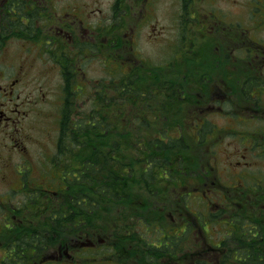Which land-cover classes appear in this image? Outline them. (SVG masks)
Instances as JSON below:
<instances>
[{"label":"flooded vegetation","instance_id":"af4514ba","mask_svg":"<svg viewBox=\"0 0 264 264\" xmlns=\"http://www.w3.org/2000/svg\"><path fill=\"white\" fill-rule=\"evenodd\" d=\"M159 1L110 0L111 9L119 11L116 19L114 11L104 14L102 8L89 2L63 6L61 0H0V264H60L62 257L80 264L74 259L78 248L86 253L87 264L98 259L103 264H141L135 256L140 251H127L110 233L101 235L93 210L79 211L77 194L66 193L69 189L75 191L76 177H63L66 161L44 118H55L59 126L61 107L67 102H91L94 42L102 37L105 43L111 37L110 47L117 42L118 54H109L108 58L118 68L125 72L136 63L142 68L157 65L150 69L155 80L150 86L156 89L160 76L167 80L163 94L171 93L175 67L142 58L135 51L138 38L134 45L129 43V29L140 22L151 26ZM184 1L190 5L186 19L202 22L188 28L187 44L180 56L183 58L176 66L180 71L192 68V72L180 74L183 110L197 114L189 122L197 128L219 126L224 120L235 125L247 123L245 145L250 159L237 167L236 174L243 180L237 185L244 190L245 185L250 190L264 187V176L249 179V174L264 170V163L251 157L252 153L253 157L264 156V33L251 37L248 34L253 29L238 20H228L230 10L223 6L226 0H215V6L206 0L212 8L204 11L200 7L208 4L203 0H179L182 6ZM255 7L261 8L257 3ZM95 20L98 28L94 27ZM115 24L118 36L107 28ZM161 32L155 31L156 37ZM126 46L132 50H126ZM59 72L60 81L51 83ZM216 114L220 119L210 118ZM44 137L51 140L50 145L44 143ZM212 187L205 190L208 198L213 195ZM253 196L242 202L245 207L240 213L243 243L239 249L244 253V264L264 255V203L259 205V197L264 202V189ZM259 210L261 214L255 215ZM173 230L177 236L188 238L185 220ZM123 236L119 234V239ZM163 243L172 250L167 241L155 245ZM189 244L184 239L181 242L183 250L177 261L183 264L186 259L181 260V255L187 258L184 250ZM231 249L217 247L209 251L222 255ZM151 262L154 264L155 259Z\"/></svg>","mask_w":264,"mask_h":264},{"label":"trees","instance_id":"16d2710c","mask_svg":"<svg viewBox=\"0 0 264 264\" xmlns=\"http://www.w3.org/2000/svg\"><path fill=\"white\" fill-rule=\"evenodd\" d=\"M190 72L192 68L180 71V67H175L169 89L171 93L166 95L162 92L167 84L165 78L159 76L156 79L155 74L157 88L152 89L151 84L143 88L147 78L137 83L133 70L130 74L125 73L109 81V84L100 81L99 87L93 92L91 103L80 108L84 111L83 117L76 122L70 120L73 104L67 102L64 108L58 139L59 152L64 157L63 161H66L63 177H76L75 191L69 189L66 193L77 194L79 211L93 210L95 223V219H98L102 225L105 219V225L110 229L105 228L100 233L110 231L115 236L114 241L124 245L127 251L139 249L141 259L147 249L151 250L149 236L155 230L160 233L164 230L166 234L167 227L170 229L176 225L173 218L180 222L185 220L189 237L187 240L194 241L192 215L195 212L184 204L189 200L187 193L203 196L205 184L210 187L214 185L211 190L223 195L212 197L208 204V200L205 201L209 209L213 207L207 217L220 222L221 231L225 233L219 243L210 242L206 246L224 248L242 244L240 213L242 206L245 207L242 202L264 189L254 186L250 190L245 185L246 192L243 188L239 189L237 184L221 182L219 173L209 169L210 166H202L206 160L204 155L212 152V145L219 142L226 130L215 128L211 137L210 130L214 126L209 125L207 128L206 125L197 128L201 130L194 144H191L192 139H186L185 130L192 127L189 122L193 115L183 110L179 89L180 74ZM242 124L247 127V123ZM232 128V138L247 141V128L241 133H235L237 128ZM203 131H206L205 136ZM186 143L190 148L196 145L198 148L187 151ZM208 149L209 152H206ZM263 203L259 197V205ZM215 204L218 208L213 206ZM185 208L187 213H184ZM259 214L260 210L256 211L255 215ZM155 221L158 222V229L155 228ZM121 233L124 236L119 239ZM183 239L176 233L166 234L165 241L172 245L171 251L175 256L183 250ZM206 239H210L209 236ZM239 251H234L237 255L235 259L226 256L223 263L242 264L243 258ZM252 260L249 264L264 263V255L262 259ZM156 262L160 263L158 259ZM141 264L152 262L145 258Z\"/></svg>","mask_w":264,"mask_h":264},{"label":"rangeland","instance_id":"374dc122","mask_svg":"<svg viewBox=\"0 0 264 264\" xmlns=\"http://www.w3.org/2000/svg\"><path fill=\"white\" fill-rule=\"evenodd\" d=\"M73 1H81V2H93L97 3V6H101L103 8L109 7V0H61V5L65 6L67 3H71ZM196 2L199 0H195ZM202 1V0H201ZM179 0H160L159 1V7L156 10V15L153 17L151 21V26L145 22L143 24L140 22V24H136L135 26L131 25L134 27V29H129V34L131 35L130 42L133 43L135 39L138 38L139 42H135V51L140 52V56L143 58H146L149 62H152L154 64H163L164 62L170 63L169 65L175 66L177 63L183 58L180 57L182 56L181 52L183 51L184 47L186 46V39H187V31L188 28L191 27V24L193 23H200L202 21L195 20L192 22H189V20L186 19V16H189L188 10L190 9V5L187 4V1H184L183 6L179 2ZM206 4H208V1L203 0ZM215 0H210V3L212 6H215ZM218 2V0H217ZM216 2V4H217ZM261 3L258 0H226L224 3V7L227 8L229 11L228 14V20H238L241 23L245 24L246 27H249L252 30V32H249L248 35L251 37L258 38L260 35H263L264 33V4ZM92 3V4H93ZM258 4L261 8L258 10L255 7V4ZM94 6V4H93ZM209 8H212L210 4L201 6L200 9L202 11L207 10ZM110 9V8H109ZM111 11V9H110ZM174 13L175 15H173ZM181 13L185 14L184 16L181 15ZM256 25H263L260 27H256ZM117 26L115 24L113 25ZM116 28V29H117ZM220 29V27H219ZM162 30L161 33L157 34L158 37H156L155 31ZM186 30V31H185ZM111 38V37H110ZM109 38V39H110ZM197 44V43H196ZM208 44H210L208 42ZM134 45V43H133ZM202 49V47H199ZM126 50H132L131 46H126ZM130 53V52H129ZM191 53V52H190ZM130 55H132L130 53ZM110 62L112 63V66L110 65ZM106 60L104 61V57L100 56V54L95 55L93 58V63L92 67L90 68V76L92 77V80L97 79H102L105 78V80H109L110 78L117 79L123 75V72L120 68L115 66V63L113 61ZM134 62V61H132ZM131 62V63H132ZM134 68H128L126 71H133L135 70V81L138 83L139 82V74L138 72L142 73L143 75H150V69L148 67L142 68L140 67L139 64L136 63ZM138 71V72H137ZM61 74L59 72V76H53L54 80L51 81V83H57L60 81ZM157 84H155L156 86ZM155 88V87H152ZM197 118V114L191 113ZM201 113V112H198ZM219 114H216L215 116H210L212 119H220L218 117ZM193 122V119H191ZM55 118L48 119L44 118V123L48 125V128L51 130V133L57 137V130H58V125H55L54 123ZM225 123H221V125L216 126V128H225L226 132L223 133V137L219 140L218 143L212 145V152L210 154H205V162L202 163V166H210L209 169H213L214 172L217 174L219 173V177H221L220 181L225 182V183H231L233 185L238 184V182H242L243 180H239L240 178L238 177V174L236 172L239 170L237 167L239 165H243L248 163L249 161V151L244 148V145L242 144L241 141L236 140L234 137L232 138L231 132H232V127L237 128V132H243L247 127L246 125L243 126V124H231L228 123L229 120H224ZM192 124V123H191ZM209 125H207V128H209ZM205 128V130H207ZM201 130V129H200ZM206 132V131H205ZM204 131L202 134L205 136ZM185 136L186 139H192L193 142L191 144H194L195 139L198 137V131L197 127H195V124H192V127L187 128L185 130ZM203 136V137H204ZM212 137V136H211ZM55 141V140H54ZM237 142V143H236ZM44 143H47L48 145L51 144V140L48 141V137H44ZM54 144V142H53ZM237 144V146H236ZM198 145L194 146L195 148ZM194 147L190 148L189 145L186 143V148L187 151L190 149H195ZM205 150V149H204ZM260 150V149H257ZM209 152V149L206 151ZM244 154V155H242ZM252 158L255 159H260L258 162L264 163V156H257L253 157V153L251 155ZM189 158V156H188ZM239 161V162H238ZM200 162V160H199ZM198 162V163H199ZM250 164V163H249ZM248 164V165H249ZM252 164V163H251ZM201 166V168H202ZM248 167V166H247ZM255 166H253L254 168ZM197 168V167H196ZM189 170V168H188ZM190 173L194 174V171H190ZM253 175H258V177H263L264 176V170L258 171L256 174H249V179L253 180L254 178L252 177ZM238 179H237V178ZM189 180H191V177L189 176ZM188 180V181H189ZM222 188L224 187L222 184H219ZM224 189V188H223ZM183 190L189 191L190 189L184 188ZM209 194V192H207ZM214 193L217 194L216 197L219 198L220 196H223L222 193H219L214 190ZM204 196V197H203ZM203 196H198V195H191L187 200V202L184 204L186 208H191L193 210H197L196 212H205L208 209V206L206 204V201L210 200L209 203L211 202L210 198H207V194H204ZM206 200V201H205ZM217 204V203H216ZM213 205L215 207H218L217 205ZM214 207V208H215ZM185 208L184 212H187L188 210ZM193 217V216H192ZM195 218V217H193ZM196 221V220H195ZM214 224L209 227V231L211 234H215V237L217 238L218 236H223V234L220 231V226L221 223L218 221H214ZM208 231V232H209ZM214 238V237H213ZM150 240H154L150 238ZM65 241V240H64ZM195 241V252L196 254V260H204V261H210L212 259H217L218 255L210 253L204 249H202L201 243L197 238L194 237ZM160 242V241H159ZM159 242H156L158 244ZM190 243V242H189ZM191 243L189 244L188 248V258L184 257L181 255V260L184 258L186 259L184 261V264H192L194 262L195 258V253L193 252V249L191 248ZM151 250L147 249L145 254L142 255V259L140 255H135L136 257H139V261L142 262L143 259L147 258L149 261H152L155 259L154 264H183L181 261H177L180 259V254L174 256L173 253H169L168 251H171L170 246H166L164 243L160 247H156L154 245L151 246ZM139 251V249H137ZM78 255L74 259H76V262H81L80 264H87L85 262H89L85 259L86 253H83V249L78 248ZM112 251V250H111ZM147 254L151 255L150 257L147 256ZM93 255L98 256L99 254L94 253ZM88 256V255H87ZM91 256V255H89ZM214 257V258H213ZM156 258L163 259L162 263H157ZM190 261V259H192ZM60 264H74L68 262L67 259L62 257ZM131 264H135L133 261H130ZM93 264H103L101 259H98L97 261H94ZM105 264V263H104Z\"/></svg>","mask_w":264,"mask_h":264}]
</instances>
